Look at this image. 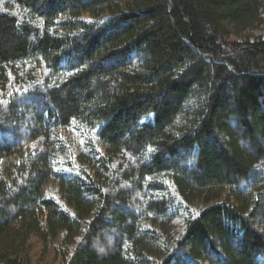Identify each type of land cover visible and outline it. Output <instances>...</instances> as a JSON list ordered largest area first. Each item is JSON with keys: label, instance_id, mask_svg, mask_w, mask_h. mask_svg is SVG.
<instances>
[{"label": "trees", "instance_id": "trees-1", "mask_svg": "<svg viewBox=\"0 0 264 264\" xmlns=\"http://www.w3.org/2000/svg\"><path fill=\"white\" fill-rule=\"evenodd\" d=\"M0 264H264V0H0Z\"/></svg>", "mask_w": 264, "mask_h": 264}, {"label": "rangeland", "instance_id": "rangeland-1", "mask_svg": "<svg viewBox=\"0 0 264 264\" xmlns=\"http://www.w3.org/2000/svg\"><path fill=\"white\" fill-rule=\"evenodd\" d=\"M261 33H262L261 30H256L255 32H253L254 35H259V34H261ZM107 238H108V237H107ZM96 247H98V249L100 248L99 250L102 251V247H101L100 244H97Z\"/></svg>", "mask_w": 264, "mask_h": 264}, {"label": "snow or ice", "instance_id": "snow-or-ice-1", "mask_svg": "<svg viewBox=\"0 0 264 264\" xmlns=\"http://www.w3.org/2000/svg\"><path fill=\"white\" fill-rule=\"evenodd\" d=\"M143 123V122H142Z\"/></svg>", "mask_w": 264, "mask_h": 264}]
</instances>
